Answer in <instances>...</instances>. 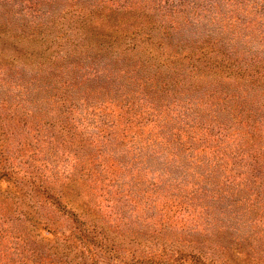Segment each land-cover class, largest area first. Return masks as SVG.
<instances>
[{
  "label": "rangeland",
  "instance_id": "1",
  "mask_svg": "<svg viewBox=\"0 0 264 264\" xmlns=\"http://www.w3.org/2000/svg\"><path fill=\"white\" fill-rule=\"evenodd\" d=\"M0 264H264V0H0Z\"/></svg>",
  "mask_w": 264,
  "mask_h": 264
},
{
  "label": "trees",
  "instance_id": "2",
  "mask_svg": "<svg viewBox=\"0 0 264 264\" xmlns=\"http://www.w3.org/2000/svg\"><path fill=\"white\" fill-rule=\"evenodd\" d=\"M109 15H110V14H108V16H106V17H108V19H111V18H109ZM116 20H117V19H116ZM116 20L113 22L114 25H117V24H118V23H116V22H117Z\"/></svg>",
  "mask_w": 264,
  "mask_h": 264
}]
</instances>
